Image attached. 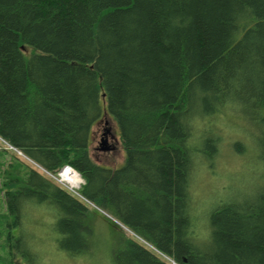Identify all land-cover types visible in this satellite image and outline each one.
<instances>
[{"label":"trees","instance_id":"16d2710c","mask_svg":"<svg viewBox=\"0 0 264 264\" xmlns=\"http://www.w3.org/2000/svg\"><path fill=\"white\" fill-rule=\"evenodd\" d=\"M105 117L120 168L90 154ZM241 128L261 174L204 212L198 176L226 139L249 154L227 135ZM0 138L27 158L0 162L10 264L41 260L23 224H52L38 206L58 210L69 256L100 242L90 207L38 168L64 165L111 216L96 212L114 232L112 264H264V0H0Z\"/></svg>","mask_w":264,"mask_h":264},{"label":"rangeland","instance_id":"374dc122","mask_svg":"<svg viewBox=\"0 0 264 264\" xmlns=\"http://www.w3.org/2000/svg\"><path fill=\"white\" fill-rule=\"evenodd\" d=\"M225 118V116L221 117V119ZM106 128H110V130L107 129L108 131H106ZM231 132L232 133L227 135L232 136V139L244 138L248 143V148L246 150H249L250 148H252V150H249V154L245 156H239L234 152V145H231L230 147L228 145L229 140H225L221 151V158H219L220 161L218 160L219 162H217L214 168L202 170L198 176V180L195 183V197L198 201V206L200 208L203 207L204 212H207L211 207L216 206L215 204L227 200L235 193L246 190L249 184L257 180L258 176L261 174L260 164H257L256 162L258 160L255 159V161L253 159V156L255 157V151L253 149V141L250 138V133L243 130L242 128ZM3 142L4 141L0 139V153H3L5 158L0 156V162L9 160L10 156L14 154L27 160V158L19 154L11 147H7ZM104 142H106L105 146L108 147V150L102 151L100 148ZM90 154L93 159L102 166L109 168H120L123 166L126 153L120 140V133L112 119L105 117L104 120L96 125L94 130V141L90 148ZM1 170L3 169L1 168L0 171ZM67 185L69 186L68 183ZM83 185L84 179L76 186L75 190L81 189ZM87 204L89 205V203ZM38 207L39 208L35 210L36 216L38 214V219L39 217H52V224L48 225V227L35 224L33 219L31 221L28 220L29 216L24 218L23 224L27 234V240L30 241L33 239L34 241L37 239L38 243L35 244L39 245L40 243V252H38L37 255L39 256L38 259L41 258V260H38L39 264H112L109 252L105 251V249L110 245L111 242H113L114 232L112 228L104 222L102 219L103 217L96 214L97 211L98 213L101 211L89 205L90 210L93 212H91L90 216L91 223H94V228H96V232L99 234L98 237L100 242L98 240L97 243L96 239L94 238L95 236L90 235L89 240L94 241L95 246L93 244L90 245V248L86 250L85 253L76 255V258H73L72 256H69V253L65 249H63L65 248L62 245V242L66 237V233H64L65 231L61 229V227L55 226V222L57 224L56 220L58 216V210L46 206H44L43 209L42 206ZM4 213H7V211L5 208L4 196L0 191V218ZM3 229L4 228L1 226L0 220V244L2 243L4 234L1 233ZM121 230L128 236L136 237L132 231L127 230L125 227H121ZM137 240L140 239L137 238ZM146 245L149 246L148 244ZM149 247L154 249L152 246ZM113 261H115L114 258ZM10 263L11 262L9 261L6 252L0 248V264ZM12 264H28V262H26L25 258H20L18 260L14 259Z\"/></svg>","mask_w":264,"mask_h":264},{"label":"built area","instance_id":"2783aa9c","mask_svg":"<svg viewBox=\"0 0 264 264\" xmlns=\"http://www.w3.org/2000/svg\"><path fill=\"white\" fill-rule=\"evenodd\" d=\"M11 148L15 149L13 146L9 145ZM16 150V149H15ZM19 153H21L20 151H18ZM67 170V171H65ZM48 175H50L52 178H54L55 180H57L61 185H65L67 187V189H69L71 192H73L74 194L80 196L83 198V196H81L77 190H75L76 185L73 184V181L75 179V172L74 170L70 167V166H65L59 173L58 175H53L51 173H49L48 171L44 170ZM66 175H70L72 176V180H62V177L66 176ZM67 183L69 184V186L67 185ZM64 186V187H65ZM173 264H176L175 262H173Z\"/></svg>","mask_w":264,"mask_h":264},{"label":"bare ground","instance_id":"6f19581e","mask_svg":"<svg viewBox=\"0 0 264 264\" xmlns=\"http://www.w3.org/2000/svg\"><path fill=\"white\" fill-rule=\"evenodd\" d=\"M65 171H67V170H65ZM62 180H72V176H70V175H66L65 177L63 176L62 177ZM77 180H78V182H79V179L77 178L76 180H75V184L77 185ZM116 222H118V221H116ZM118 224H120V222H118ZM122 227H125V228H127L126 226H123L122 224H120ZM127 230H129V231H131L130 229H128L127 228ZM133 233V232H132ZM138 239H140L141 241H143V242H145L146 244H148L145 240H143V239H141L138 235H136L135 233H133Z\"/></svg>","mask_w":264,"mask_h":264},{"label":"water","instance_id":"95a60500","mask_svg":"<svg viewBox=\"0 0 264 264\" xmlns=\"http://www.w3.org/2000/svg\"><path fill=\"white\" fill-rule=\"evenodd\" d=\"M105 114H107V112ZM105 144H106V142H104V144H102V147L100 149H102V150H108V147L105 146Z\"/></svg>","mask_w":264,"mask_h":264}]
</instances>
